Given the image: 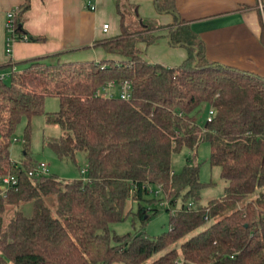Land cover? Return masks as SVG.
I'll return each instance as SVG.
<instances>
[{"label":"trees","instance_id":"trees-1","mask_svg":"<svg viewBox=\"0 0 264 264\" xmlns=\"http://www.w3.org/2000/svg\"><path fill=\"white\" fill-rule=\"evenodd\" d=\"M154 2L160 14L174 16L173 24L153 25L117 2L120 34L95 43L109 59L63 62L55 54L26 60L19 71L10 64L11 72L0 75V184L9 174L18 178L5 195L0 189V264H264V76L208 59L175 0ZM29 9L30 0L17 8L16 41L26 35ZM169 37L187 58L178 66L147 60L140 45ZM111 80L129 81L132 98L101 95ZM47 97L60 101L59 111L47 116L63 130L48 143L65 161L84 151L86 181L32 177L37 164L27 153L24 167L11 159L18 123L45 113ZM205 106L214 115L201 125ZM202 142L228 183L224 196L206 205L199 204V165L188 162L180 173L172 167L174 154L196 153ZM179 197L181 207L167 209L170 229L163 235L111 232L112 223L132 213L131 201L144 225L159 210L141 202L173 205ZM189 201L196 210H187ZM29 203L33 213L26 216Z\"/></svg>","mask_w":264,"mask_h":264},{"label":"crops","instance_id":"crops-1","mask_svg":"<svg viewBox=\"0 0 264 264\" xmlns=\"http://www.w3.org/2000/svg\"><path fill=\"white\" fill-rule=\"evenodd\" d=\"M119 0H30L23 16L26 35L42 41H16L7 54V13L23 0H0V75L19 71L22 62L61 54L60 60L101 61L109 55L95 43L120 34ZM135 7L140 18L158 25L173 24L174 16L160 14L154 0H121ZM177 12L203 39L208 59L264 76V0H175ZM95 9L92 10L91 7ZM109 25L104 33L102 28ZM146 46V45H145ZM142 49V48H141ZM152 58L165 66H178L187 58L183 47L167 38L146 46ZM11 66V67H12Z\"/></svg>","mask_w":264,"mask_h":264},{"label":"rangeland","instance_id":"rangeland-1","mask_svg":"<svg viewBox=\"0 0 264 264\" xmlns=\"http://www.w3.org/2000/svg\"><path fill=\"white\" fill-rule=\"evenodd\" d=\"M152 24L154 25L155 22ZM140 47L145 50L146 46L145 44H141ZM147 55V58H152L151 53L146 50L144 51V56L146 57ZM10 81L11 78L8 77L6 82ZM116 94H118V91H116ZM44 109L45 113L33 116L30 120L24 116L18 123L10 147L12 161L18 166L24 167V161L26 159L25 154L27 153L34 164L46 163L49 166L50 173L57 176L62 181L88 180V163L84 151L77 152L73 161H65L59 159L48 143L50 140L59 139L63 133L59 125L48 121L47 116V113L52 114L59 111V99L57 97H47ZM209 111L210 108L208 106L203 108L202 112L197 117V122L199 124L202 125L206 122ZM210 153L209 143L202 142L196 153L184 149L181 153L174 154L172 158L173 171L176 173H180L188 162L199 165L200 180L204 184V188L200 193V205H206L211 200L223 197L228 185L221 177L220 168L211 166ZM48 202L51 207H54L56 205V196H51ZM182 202V197H179L173 205L166 202L153 205L148 204L146 201L141 202V204L148 209L159 210L156 215L152 216L151 219L143 225L135 215L139 205L137 202L131 201L128 205V209L132 210V213H129L125 220L112 223L110 225L111 232L119 236L128 233L135 234L144 232L152 238H157L170 229V213L167 212V209H171V213H174L181 207ZM191 202L193 201H189L188 203ZM23 211L26 216H31L33 213L31 203L26 204ZM207 225L208 223L206 226ZM173 247L180 251V244Z\"/></svg>","mask_w":264,"mask_h":264},{"label":"built area","instance_id":"built-area-1","mask_svg":"<svg viewBox=\"0 0 264 264\" xmlns=\"http://www.w3.org/2000/svg\"><path fill=\"white\" fill-rule=\"evenodd\" d=\"M91 9L94 10L95 7L92 6ZM17 11H18L17 9H14L7 13V24H6V29H7V34H8L7 49H6L7 54L11 53L12 44L16 42V38L14 36L15 35L14 30H15V19H16ZM102 30L104 33H107L109 30V25L105 24ZM23 41H27L26 35H24ZM5 76L6 75H2V77H5ZM116 91H118V94H116ZM99 93L107 98L120 97L124 100H130L132 98V85L127 80L121 83H118L115 80H111L101 87V90ZM213 115H214V110L211 109L209 111L208 121L212 120ZM50 174L51 173L49 170V166L46 163L37 164L29 173V175L32 177H42V176H48ZM17 183H18V178L15 175L9 174V175L2 177L1 184H0V189L2 191L1 194L5 195L6 192L10 188L15 186ZM160 193H161L160 190L155 191L156 196H158ZM187 210L188 211L196 210V204L194 202L188 203ZM205 221L207 223L210 222L208 215L205 216Z\"/></svg>","mask_w":264,"mask_h":264},{"label":"water","instance_id":"water-1","mask_svg":"<svg viewBox=\"0 0 264 264\" xmlns=\"http://www.w3.org/2000/svg\"><path fill=\"white\" fill-rule=\"evenodd\" d=\"M168 39H169V42H171V37H169Z\"/></svg>","mask_w":264,"mask_h":264}]
</instances>
